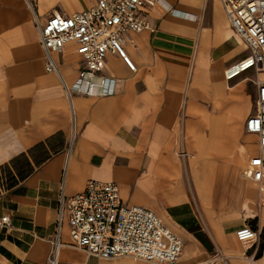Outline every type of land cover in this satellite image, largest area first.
I'll return each instance as SVG.
<instances>
[{"label":"crops","instance_id":"0c3cea01","mask_svg":"<svg viewBox=\"0 0 264 264\" xmlns=\"http://www.w3.org/2000/svg\"><path fill=\"white\" fill-rule=\"evenodd\" d=\"M97 1L0 0V215L12 223L0 264H47L61 194L89 180L118 183L125 205L156 213L183 240L177 264H264V191L243 175L262 155L246 123L264 73L226 78L250 50L222 0H158L150 29L125 36L137 71L109 54L89 96L76 88L75 43L53 53L59 74L47 71L36 19ZM245 226L259 244L238 239ZM61 240L59 264H156L88 256L67 220Z\"/></svg>","mask_w":264,"mask_h":264},{"label":"built area","instance_id":"2783aa9c","mask_svg":"<svg viewBox=\"0 0 264 264\" xmlns=\"http://www.w3.org/2000/svg\"><path fill=\"white\" fill-rule=\"evenodd\" d=\"M158 0H98L92 8L73 15H53L44 24L36 19L47 71L59 74L54 52L69 43L77 45L85 66L80 70L78 91L96 95V79L105 69L109 54H118L135 72L137 67L124 48L129 32L150 29L147 10ZM227 18L248 46L249 56L226 71L232 80L253 69L264 73V0H222ZM109 82V83H108ZM109 86L105 94L114 92V80L103 79ZM256 113L246 123V131L259 138L261 157L250 162L244 177L258 183L264 191V79H257ZM65 220L69 223L71 246L88 256L101 259L132 257L156 264H177L183 253V240L168 229L152 210L143 206L125 205L120 186L115 182L89 180L85 190L67 198L61 194L57 231L50 239L47 264H59L65 244L61 233ZM11 217L0 215V245L11 228ZM240 241L259 244L261 232L245 226L237 232Z\"/></svg>","mask_w":264,"mask_h":264},{"label":"rangeland","instance_id":"374dc122","mask_svg":"<svg viewBox=\"0 0 264 264\" xmlns=\"http://www.w3.org/2000/svg\"><path fill=\"white\" fill-rule=\"evenodd\" d=\"M33 2V1H32ZM34 3V2H33Z\"/></svg>","mask_w":264,"mask_h":264}]
</instances>
